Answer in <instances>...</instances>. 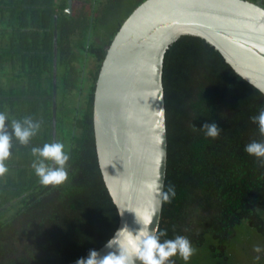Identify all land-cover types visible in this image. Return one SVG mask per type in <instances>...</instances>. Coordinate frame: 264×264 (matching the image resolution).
Here are the masks:
<instances>
[{"label": "trees", "instance_id": "1", "mask_svg": "<svg viewBox=\"0 0 264 264\" xmlns=\"http://www.w3.org/2000/svg\"><path fill=\"white\" fill-rule=\"evenodd\" d=\"M144 1L72 0L68 14L67 0H0V112L5 123L25 116L40 123L25 144L11 137L7 171L0 175V264H64L114 235L119 213L98 162L94 93L108 46ZM54 30L55 142L68 151V178L45 186L32 168L31 148L52 143ZM163 85L165 191L171 185L175 195L163 203L161 239L185 235L202 258L228 264L246 225L260 239L254 245L264 264V166L244 150L264 139L250 119L264 106V94L215 47L190 35L168 49ZM206 121H215L220 135L196 128ZM170 259L184 264L179 254Z\"/></svg>", "mask_w": 264, "mask_h": 264}, {"label": "water", "instance_id": "2", "mask_svg": "<svg viewBox=\"0 0 264 264\" xmlns=\"http://www.w3.org/2000/svg\"><path fill=\"white\" fill-rule=\"evenodd\" d=\"M66 12L71 14L72 0H67ZM186 35L215 47L264 94V7L259 2L145 0L131 13L107 48L93 109L98 162L119 213L116 231L125 225L132 230H121L116 243L122 246H129L139 228L160 226L168 164L164 61L170 46ZM56 41L54 30L52 142ZM105 244L97 249L100 257L115 250Z\"/></svg>", "mask_w": 264, "mask_h": 264}, {"label": "clouds", "instance_id": "3", "mask_svg": "<svg viewBox=\"0 0 264 264\" xmlns=\"http://www.w3.org/2000/svg\"><path fill=\"white\" fill-rule=\"evenodd\" d=\"M8 118L3 112H0V175L7 171L4 161L10 156L11 137L15 136L20 143L25 144L40 127L39 121L32 120L31 117L25 116L21 121L11 120L5 123ZM250 119L257 123L260 133L264 135V106H261L258 113L250 116ZM196 127L195 125H193ZM206 136L217 137L222 132L218 124L213 122H204L200 127ZM244 150L252 156L258 158V163L264 166V139L251 140L244 147ZM31 152L35 159L32 161V168L41 185H58L66 181L68 172L66 162L69 159L68 151L65 145L60 142L44 143L42 146H33ZM51 161V163H48ZM175 195V189L169 185L167 191L160 193L161 202H166ZM127 225L118 229L113 237L105 244V247L113 248L103 257H100L97 250L89 249L86 257H79L76 264H175L170 259L179 254L183 260H189L195 251L191 241L185 235H176L171 239H161L165 236L166 230L157 229L155 224L139 228L130 241L129 246H122L116 243L117 237L120 236L121 230ZM128 228V227H127ZM131 232L132 230L128 228ZM260 249L257 247L256 251Z\"/></svg>", "mask_w": 264, "mask_h": 264}, {"label": "rangeland", "instance_id": "4", "mask_svg": "<svg viewBox=\"0 0 264 264\" xmlns=\"http://www.w3.org/2000/svg\"><path fill=\"white\" fill-rule=\"evenodd\" d=\"M84 68H85V65L82 64V69L84 70ZM90 69H91V64L89 61L86 74H89ZM87 78H86V82H87ZM85 84L86 86H88V83H85ZM247 238L249 239V241L246 240L247 242L245 241L243 243L242 240H245ZM236 240L237 241L233 242L231 245V248L229 249L230 259H229L228 264H258V260L256 256L257 248L255 247V245L260 243L259 241L260 239L258 238V235L255 232H252L249 227H247L246 225H243L241 231L238 234V238ZM200 255H201V251H199L198 249H195L193 254L190 256L189 260L185 261L182 258V262L184 264H212L210 256H209V259L207 256L205 259V258H202Z\"/></svg>", "mask_w": 264, "mask_h": 264}, {"label": "flooded vegetation", "instance_id": "5", "mask_svg": "<svg viewBox=\"0 0 264 264\" xmlns=\"http://www.w3.org/2000/svg\"><path fill=\"white\" fill-rule=\"evenodd\" d=\"M250 1L259 2L260 5L264 7V0H250Z\"/></svg>", "mask_w": 264, "mask_h": 264}]
</instances>
